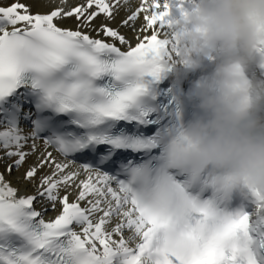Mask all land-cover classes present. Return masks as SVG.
<instances>
[{
  "label": "snow or ice",
  "instance_id": "obj_1",
  "mask_svg": "<svg viewBox=\"0 0 264 264\" xmlns=\"http://www.w3.org/2000/svg\"><path fill=\"white\" fill-rule=\"evenodd\" d=\"M37 2L0 0V264H264V192L175 163L167 0Z\"/></svg>",
  "mask_w": 264,
  "mask_h": 264
},
{
  "label": "clouds",
  "instance_id": "obj_2",
  "mask_svg": "<svg viewBox=\"0 0 264 264\" xmlns=\"http://www.w3.org/2000/svg\"><path fill=\"white\" fill-rule=\"evenodd\" d=\"M169 21L173 65L196 70L211 61L181 119L177 167L264 192V95L246 75L254 54H264V0H191Z\"/></svg>",
  "mask_w": 264,
  "mask_h": 264
},
{
  "label": "bare ground",
  "instance_id": "obj_3",
  "mask_svg": "<svg viewBox=\"0 0 264 264\" xmlns=\"http://www.w3.org/2000/svg\"><path fill=\"white\" fill-rule=\"evenodd\" d=\"M22 2H24V3H26V4H31V5H33L32 8H31V11H32V12H37V11H39V12H41V13H46V12H48V11L51 10V9L48 8V7L41 6V5L37 2V0H22ZM57 2H58V0H57ZM66 2H67L69 5H75V4H77V3L82 2V0H66ZM120 20H121V17L118 16V17H117V20L114 21V22H112L111 26L116 27ZM94 23H95L96 25H100L101 23L107 24L108 21L105 20L104 17H103V15L101 14L99 17H97V18L95 19ZM75 24H76V22H75V20H74L73 18H67V19H65V21L62 23L61 26L69 27V28H73V29H74V28H75ZM119 31H120L122 34L126 35L127 37H131V32L128 31L125 27L120 26V27H119ZM91 35H92L93 37H95V36H97V33H96V32H92ZM100 38H103V39H105V40L110 39V38H107V37H103V34H102V33H100ZM117 43H118V42H117ZM132 43L134 44L135 41L133 40ZM34 159H35V157H32L31 159H29L28 163H29V164L32 163ZM26 167H27V165H25L24 167H22V171L19 170V171H17V172H14L13 174L8 175L7 178L13 183V185H17V186L21 187L23 191L27 192L28 194H31L32 189H31L30 186L27 187V188H24L22 184H19V185H18V178L21 177V176L23 175V173H24ZM3 169H4V165H3V164H0V172H2ZM69 198H70V200H71L73 197L70 196ZM58 207H59V205H58Z\"/></svg>",
  "mask_w": 264,
  "mask_h": 264
}]
</instances>
